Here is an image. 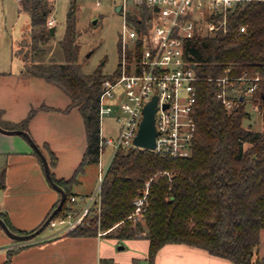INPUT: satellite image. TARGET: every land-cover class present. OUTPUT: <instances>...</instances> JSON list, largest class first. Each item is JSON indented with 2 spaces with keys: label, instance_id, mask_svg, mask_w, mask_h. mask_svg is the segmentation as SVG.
<instances>
[{
  "label": "trees",
  "instance_id": "16d2710c",
  "mask_svg": "<svg viewBox=\"0 0 264 264\" xmlns=\"http://www.w3.org/2000/svg\"><path fill=\"white\" fill-rule=\"evenodd\" d=\"M20 3L21 10L30 15L33 36L29 52L23 50L26 38L15 52L25 62L23 75L44 77L63 88L71 98L65 111L79 108L85 123L87 146L74 175L57 179L52 174L67 193L57 213L60 214L73 205L71 198L75 195L71 187L78 182L79 174L86 165L99 162L100 95L104 79L114 75L104 73L101 66L86 73L80 64L69 61L74 50L69 28L64 43L65 59L36 62L35 54L40 49L34 43L52 34L48 22L54 12V0H20ZM73 16L72 7L68 17L71 20ZM231 23L232 33L220 31L196 36L189 43L190 57L198 64L196 71L200 76L195 106L198 129L191 156L166 157L139 146L119 149L102 181L101 211L92 210L83 223L69 231L70 235L96 236L100 228L111 229L110 235L120 239L147 237L148 264H156L160 250L170 243L201 248L234 264H264V257L256 251L264 230V128L255 130L252 124L245 125V119L251 116L246 104L229 111L216 97L214 80L225 74L227 65H232L233 76L246 70L259 72L261 80L254 99L264 120V2L235 3ZM243 24L247 30L236 36ZM35 110L21 122L6 126L29 130ZM49 153L54 166L58 157L52 150ZM147 182H150L147 211L143 220L135 223L128 217ZM0 185L5 186L3 174ZM0 216L15 232L28 233L17 229L7 214L1 212ZM20 248L9 250L2 264L9 263Z\"/></svg>",
  "mask_w": 264,
  "mask_h": 264
},
{
  "label": "built area",
  "instance_id": "2783aa9c",
  "mask_svg": "<svg viewBox=\"0 0 264 264\" xmlns=\"http://www.w3.org/2000/svg\"><path fill=\"white\" fill-rule=\"evenodd\" d=\"M240 1L253 0H132L138 11L131 22L128 21L130 1H122L124 25L118 72L104 79L99 101L100 121L115 112L119 127L116 135L106 136L100 132L98 163L101 169L96 192L82 197L81 207L75 206L78 198L72 196L70 209L56 214L48 226H59L60 232H68L83 223L92 210L101 211L105 174L119 149L139 146L134 140L144 117V108L155 95L158 133L156 147L152 150L166 157L191 156L198 129L195 106L198 98L196 82L200 76L193 66L196 62L190 57L189 43L196 36H209L220 31L232 33V6ZM48 23L54 27L55 18L51 17ZM246 30L247 25H241L236 36ZM231 70L232 65H227L225 74L214 78L216 97L229 111L248 103L259 111L254 94L259 88L261 74L246 70L233 76ZM108 148L111 155L106 166L102 156ZM149 186L150 182H147L143 193L134 200L135 209L128 218L135 223L145 217Z\"/></svg>",
  "mask_w": 264,
  "mask_h": 264
},
{
  "label": "crops",
  "instance_id": "0c3cea01",
  "mask_svg": "<svg viewBox=\"0 0 264 264\" xmlns=\"http://www.w3.org/2000/svg\"><path fill=\"white\" fill-rule=\"evenodd\" d=\"M70 103L68 93L44 77L0 75L1 126L13 129L7 126L21 122L33 108H38L30 118L27 131L49 163V150L58 157L56 165L50 163L51 172L57 179H69L74 175L87 146L83 115L77 107L65 111ZM36 151L24 135L0 130V174H3L5 182L4 187L0 185V213L7 214L17 229L28 232L36 230L49 218L62 196L50 183L42 156ZM89 165L85 166V170L79 174L78 182L71 187V192L77 198L79 195L84 197L93 193L79 192ZM81 205L82 202L77 200L75 206ZM102 237L73 236L69 231L60 232L58 229L48 233L42 230L30 240H18L9 236L0 225V264L6 261L9 250L20 247L7 264H115L108 260L111 259V251ZM144 239L137 242L136 246L146 252L144 256L147 258L150 241ZM121 246L125 248V245ZM177 254L189 260H202L206 264L233 263L201 248L170 243L160 250L156 264L164 263L167 255L168 262L174 261L176 258L173 257ZM106 258L108 261L104 262ZM130 260L120 264H135L134 260Z\"/></svg>",
  "mask_w": 264,
  "mask_h": 264
},
{
  "label": "rangeland",
  "instance_id": "374dc122",
  "mask_svg": "<svg viewBox=\"0 0 264 264\" xmlns=\"http://www.w3.org/2000/svg\"><path fill=\"white\" fill-rule=\"evenodd\" d=\"M123 0H54L55 8L51 17L55 18V33L47 34L40 38L34 44L38 46L40 51L35 54L36 62L47 63L54 58L59 60L65 59L64 43L68 32L71 37V43L74 48L69 61L80 64L83 72H93L97 67L101 66L106 74H114L118 70L121 58V32L124 25V17L121 10H117L118 4ZM130 1L129 19L131 22L133 17L137 15V8ZM99 2V3H98ZM73 7L74 16L71 20L68 17L69 10ZM50 17V18H51ZM97 19L96 22L94 20ZM31 18L29 13L21 10L20 0H0V72L6 77L22 76L25 68V62L22 55L15 53L21 41L26 38L23 50L31 49L33 36L30 31ZM68 28L70 29L68 32ZM26 47V48H25ZM8 80V78H7ZM63 89V88H62ZM64 90V89H63ZM247 109L251 112V116L245 119L246 126L252 124L253 129L261 130L264 128V120L259 111L253 109L252 103L247 104ZM36 110L38 108H35ZM35 110V112H36ZM34 112V113H35ZM33 113V114H34ZM117 113L107 114L101 122V133L103 135H116L119 122L116 118ZM110 149L108 148L102 156L104 165L107 166L110 159ZM101 167L99 163H92L87 167V173L83 176L82 190L79 192L95 193L100 178L98 172ZM78 200L83 203L81 195ZM60 227L51 228L46 226L43 233L58 230ZM110 230L104 232L103 229L98 230L104 244L107 243L108 249L111 251V262L115 264L124 263L129 258L134 260L135 264H148L145 258L146 252L142 248L137 247V242L143 239H120L114 235H110ZM113 232V231H112ZM148 239V238H147ZM121 244L125 245L119 248ZM258 255L264 257V230L262 231V239L256 248ZM123 254V256H121ZM173 257L175 260L168 262L169 257H165L162 264H206L202 260L178 256ZM257 255V254H256ZM117 259V262L114 261ZM143 257V258H142ZM107 259V258H106ZM130 260V261H131ZM234 264V263H231Z\"/></svg>",
  "mask_w": 264,
  "mask_h": 264
},
{
  "label": "water",
  "instance_id": "95a60500",
  "mask_svg": "<svg viewBox=\"0 0 264 264\" xmlns=\"http://www.w3.org/2000/svg\"><path fill=\"white\" fill-rule=\"evenodd\" d=\"M122 8V4H118L116 9L117 10H121ZM97 19L94 20V22H96ZM52 33H55V27L51 28ZM197 63H194L193 66L194 68H197ZM157 110V96L155 95L153 97V99L147 103V105L144 108V117L142 119V122L140 124V128L139 131L135 137V143L139 146L148 148V149H153L156 147V135L158 133L157 127H156V121H155V112ZM0 130L6 133H10V134H22L24 135L29 142L32 144V146L40 153V155L42 156L43 159V163L45 166V170H46V174L47 177L50 181V183L61 192V199L60 202L58 204V206L54 209V211L52 212V214L49 216V218L36 230L32 231V232H28V233H17L15 232L5 221L4 218H2L0 216V225L3 227L4 231L11 236L14 239H18V240H30L32 238H34L36 235H38L42 230H44V228L48 225V222L50 221L51 218H53L63 207L66 199H67V193L66 190L59 185L51 172V168H50V163L48 161V158L46 157V155L43 153V151L41 150V148L38 146V144L35 142V140L32 138L31 134L24 129H6L4 127L1 126L0 124ZM123 246H120V248H122Z\"/></svg>",
  "mask_w": 264,
  "mask_h": 264
}]
</instances>
